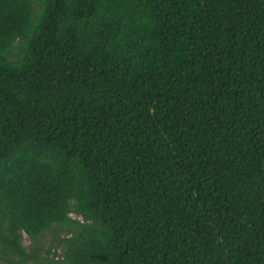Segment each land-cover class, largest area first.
<instances>
[{
    "label": "trees",
    "instance_id": "1",
    "mask_svg": "<svg viewBox=\"0 0 264 264\" xmlns=\"http://www.w3.org/2000/svg\"><path fill=\"white\" fill-rule=\"evenodd\" d=\"M50 230L61 264H264V0H0V258Z\"/></svg>",
    "mask_w": 264,
    "mask_h": 264
},
{
    "label": "rangeland",
    "instance_id": "2",
    "mask_svg": "<svg viewBox=\"0 0 264 264\" xmlns=\"http://www.w3.org/2000/svg\"><path fill=\"white\" fill-rule=\"evenodd\" d=\"M70 217L75 220L82 221L80 217L71 214ZM62 236L61 233L55 231H47L45 234L37 238L35 241L30 240L25 235L22 236V246L29 251L31 247H38L37 264H61V245L58 238ZM0 264H9L6 260L0 258ZM31 264V263H29Z\"/></svg>",
    "mask_w": 264,
    "mask_h": 264
}]
</instances>
